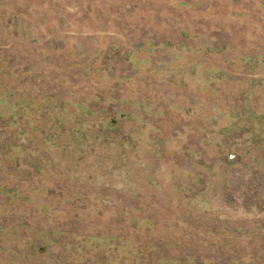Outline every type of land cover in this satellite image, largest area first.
Wrapping results in <instances>:
<instances>
[{"label":"rangeland","instance_id":"1","mask_svg":"<svg viewBox=\"0 0 264 264\" xmlns=\"http://www.w3.org/2000/svg\"><path fill=\"white\" fill-rule=\"evenodd\" d=\"M191 257L264 264V0H0V264Z\"/></svg>","mask_w":264,"mask_h":264},{"label":"trees","instance_id":"2","mask_svg":"<svg viewBox=\"0 0 264 264\" xmlns=\"http://www.w3.org/2000/svg\"><path fill=\"white\" fill-rule=\"evenodd\" d=\"M193 257V256H192ZM189 258L187 261H185L184 263H181L182 260L180 258H176V259H173V264H212L210 263V261H203V260H194L195 258ZM144 264V263H142ZM150 264H153V262H150Z\"/></svg>","mask_w":264,"mask_h":264}]
</instances>
